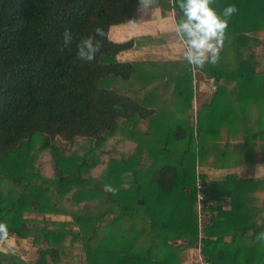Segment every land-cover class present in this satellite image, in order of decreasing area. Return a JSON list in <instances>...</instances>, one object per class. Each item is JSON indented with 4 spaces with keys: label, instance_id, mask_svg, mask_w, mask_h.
Masks as SVG:
<instances>
[{
    "label": "trees",
    "instance_id": "trees-1",
    "mask_svg": "<svg viewBox=\"0 0 264 264\" xmlns=\"http://www.w3.org/2000/svg\"><path fill=\"white\" fill-rule=\"evenodd\" d=\"M155 4L176 23L182 18L178 0ZM229 4L237 11L227 18L217 61L195 67L184 58H117L155 41L108 38L112 25L134 18L137 0H0V222L8 236L38 247L35 264L68 261L78 252L85 264H179L161 258V250L178 240L180 249L195 246V160L204 131L215 125L210 119L232 103L230 110L245 116L247 141L264 116V40L257 35L264 32V0L209 6L220 15ZM66 27L73 41L62 48ZM96 27L103 29L99 50L93 61H81L76 43ZM194 70L213 79L216 90L209 105L197 108L192 139L179 125L162 137L137 132L160 110L188 112ZM229 126L225 137L238 127ZM227 179L238 188L260 185L262 197L230 195L227 212L214 206L206 235L229 226L232 238H207L203 253L211 264H264V240L257 239L264 231V178ZM248 210L253 220H246ZM0 264L26 262L0 250Z\"/></svg>",
    "mask_w": 264,
    "mask_h": 264
},
{
    "label": "crops",
    "instance_id": "crops-1",
    "mask_svg": "<svg viewBox=\"0 0 264 264\" xmlns=\"http://www.w3.org/2000/svg\"><path fill=\"white\" fill-rule=\"evenodd\" d=\"M175 24L176 22L172 12L163 16L160 7L156 4L150 12H145V10L141 8L136 12V15L132 20L126 23L112 25L109 28L110 31L112 27L116 26L112 36L114 40L123 37H126L127 40L139 37H151L156 39L155 37L159 36L162 37L163 40L160 41L158 45L141 41L136 47L128 51L121 52L117 58L120 60L131 61H168L180 59L179 54H181L182 45L175 34ZM257 35L260 38L263 34L258 32ZM157 51L160 52L159 57H143L144 55H151L150 53H155ZM126 52L137 53L138 57H123L122 55L126 54ZM261 63L260 68L264 70V59ZM193 83L192 97L190 96V102H192L190 109V112L192 113L190 114V119L192 120V125H196L197 108L200 109L202 107L201 105L210 104L213 93L216 90V83H214L213 79L206 80L197 70L193 71ZM211 83H213V86L215 87L214 90L211 87ZM223 104L224 105L216 113V115L210 119V123H215V125L207 132L204 131L202 144L199 149V156L197 158L196 172L203 176L207 183L210 184L207 188L208 194L209 197L213 198L211 200L215 203V206H219L223 212H227L230 210V195H234L235 197H250L252 194L253 198H255V195H259L258 197L261 196L259 191L261 188L260 185L256 184V188L255 186L246 185L248 186L246 188L245 185H238L239 188L242 186L241 189H239L236 187V183L233 182L234 179L227 178L230 176H234L241 180L264 178V130L261 128L264 123V116L261 117L259 115L257 119L258 124L252 126L251 130L248 132L250 135L248 138L249 140L246 141V131L242 126L246 121L245 116L240 114L238 110H230L229 105L233 106L232 103L224 102ZM225 110L228 111V114H225ZM162 111L165 116L163 115L164 117L157 122V129H159L160 126H163L162 134L166 135L170 132L173 126L178 125L181 118L183 119L184 114L179 112H174V114H165V111ZM168 115L170 116L168 117ZM249 117V122L254 121L256 115H253V117L250 118ZM165 120H167V122ZM260 120H262V123H259ZM204 122L205 124H208L209 119H204ZM219 123L220 125L217 127ZM233 124L238 125L236 131L231 129V136L225 137V135H227V131L223 126L231 125L229 127L233 128ZM182 126L183 124L181 127ZM189 135L192 139L191 129L189 131ZM244 215L247 216L246 220H253L254 217H256L251 210L244 211ZM237 219L239 218L237 217ZM231 231L232 229L229 226H220L213 230L214 233L210 236V238L215 239L218 235H220L223 237L225 242H229L232 238ZM6 240L13 242L12 246L14 248L9 251L17 256H21L22 253H24L23 251H26L27 248L30 249L28 251L29 254H33L35 250L38 251V247L34 246L29 238H16L14 236H8ZM6 240L0 241L3 243ZM25 244H27L26 248ZM180 244L181 242L178 240L176 243H172L170 249L165 247L161 250L160 257L166 258L168 261L174 260L179 264H192L196 255L195 248L190 247L180 249ZM0 249H4L3 246L0 245ZM46 261L50 262L49 257H46ZM26 264H35V261H26ZM63 264H85L83 254L78 252L75 258Z\"/></svg>",
    "mask_w": 264,
    "mask_h": 264
},
{
    "label": "clouds",
    "instance_id": "clouds-1",
    "mask_svg": "<svg viewBox=\"0 0 264 264\" xmlns=\"http://www.w3.org/2000/svg\"><path fill=\"white\" fill-rule=\"evenodd\" d=\"M211 0H178L182 18L175 24L177 38L183 42V58L189 65L202 67L205 62L214 64L218 59V50L222 46L224 30L228 19L236 11L233 4L223 8L220 15L211 8ZM156 0H137L138 10L145 12L155 5ZM103 36V29L96 27L93 34L81 38L76 43V56L79 60L91 62L99 50L100 42L96 37ZM73 41L72 32L66 27L61 34V47H68ZM111 190V189H109ZM8 237L7 225L0 222V240ZM258 240H264V231L258 233Z\"/></svg>",
    "mask_w": 264,
    "mask_h": 264
},
{
    "label": "rangeland",
    "instance_id": "rangeland-1",
    "mask_svg": "<svg viewBox=\"0 0 264 264\" xmlns=\"http://www.w3.org/2000/svg\"><path fill=\"white\" fill-rule=\"evenodd\" d=\"M115 28H116V26H114V27H112L111 29H110V31H109V39L111 40V41H113V42H121V41H124V40H127L126 39V37H123V38H120V39H117V40H114V38L112 37L113 36V33H114V31H115ZM263 35L262 36H260V40H264V32H261ZM156 39H155V41L153 42V43H150V44H156V45H158L159 43H160V41H162L163 39H162V37H155ZM121 40V41H120ZM180 43H181V45H182V42L180 41ZM183 48V47H182ZM182 48H181V50H182ZM220 49V48H219ZM219 51V50H218ZM160 52H155V53H150L151 55H144L143 57L144 58H146V57H148V58H153V57H159L160 56V54H159ZM123 57H130V58H137L138 57V55H137V53H132V52H126V54H123L122 55ZM179 56H180V59H183V57H182V55L181 54H179ZM192 85H194V83L192 84ZM190 96L192 97V90H191V93H190ZM191 103L192 102H190V97L188 96L187 97V99H186V107H187V110H188V112H185V113H183L184 114V117H183V119L181 118V121H179V123H178V125H182L183 124V126L182 127H184V129L187 131V133H189V131H190V129H191V131H192V134H193V136H194V133H195V129H196V125L194 124V125H192V123H191V119H190V114L192 113V112H190V109H191ZM194 109V108H193ZM192 109V110H193ZM164 111H165V114H174V112L175 111H172V110H168V109H164ZM167 112H170V113H167ZM164 112L162 111V110H160L159 112H157L156 114H154L152 117H150V118H148L147 120H145L144 122H142V123H139V124H137L134 128L137 130V132H145V133H147V134H150V135H154V136H159V137H162L163 136V132H162V127L160 126L159 127V129H157V122H159V120L162 118V117H164L165 115L163 114ZM179 113H181V112H179ZM164 115V116H163ZM170 115H168V117H169ZM192 116H193V114H192ZM166 122H167V120H165ZM165 122V123H166ZM167 124V123H166ZM165 135V134H164ZM38 145V144H37ZM36 145V146H37ZM66 144L65 145H63L62 146V150L63 151H65V149H66ZM194 147H195V151L197 150V148H196V142H195V145H194ZM67 151V150H66ZM191 151H192V143H191ZM68 152V151H67ZM197 156H198V154H197ZM195 163L197 164V160H195ZM23 198H25V197H23V195H22V199ZM27 216H29V217H32L33 216V214L31 215H29V214H27ZM34 217V216H33ZM36 217V216H35ZM38 218H40V216H38ZM54 220H65V219H69V217H67V216H56V217H52ZM31 241V240H30ZM3 243H4V245H3ZM1 242L0 241V245L1 246H3V248L4 249H0V250H4V251H9L10 249H13L14 247L12 246V244H13V242L12 241H10V240H6V241H4V242ZM6 243V244H5ZM182 244L184 245V242H182L181 241V246H182ZM27 247V244H25V248ZM177 247V246H176ZM194 247V246H193ZM25 248H21V249H25ZM190 248V247H189ZM30 249L29 248H27V250L26 251H23L24 253H22V255L21 256H19L21 259H23V261H36L37 259H38V251H36L35 250V252H33V254H29L28 253V251H29ZM22 251V250H21ZM68 261H70V260H68ZM67 261H64L63 259H61V261L59 262L60 264H63V263H66Z\"/></svg>",
    "mask_w": 264,
    "mask_h": 264
},
{
    "label": "built area",
    "instance_id": "built-area-1",
    "mask_svg": "<svg viewBox=\"0 0 264 264\" xmlns=\"http://www.w3.org/2000/svg\"><path fill=\"white\" fill-rule=\"evenodd\" d=\"M182 42V41H181ZM181 55L184 50V44L182 42ZM183 57V55H182ZM211 87L214 90L213 83ZM207 181L202 178V176L196 172V181H195V197H196V227L197 235L195 242L196 255L192 261V264H211L205 257L203 249L205 246V240L210 238L205 233V228L210 224L211 219L216 215V212L213 211L215 203L209 199L206 189Z\"/></svg>",
    "mask_w": 264,
    "mask_h": 264
},
{
    "label": "water",
    "instance_id": "water-1",
    "mask_svg": "<svg viewBox=\"0 0 264 264\" xmlns=\"http://www.w3.org/2000/svg\"><path fill=\"white\" fill-rule=\"evenodd\" d=\"M139 202H141V201H139Z\"/></svg>",
    "mask_w": 264,
    "mask_h": 264
}]
</instances>
